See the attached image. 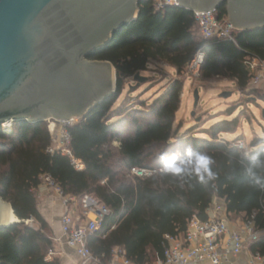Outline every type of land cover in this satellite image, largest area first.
<instances>
[{
	"label": "trees",
	"instance_id": "trees-1",
	"mask_svg": "<svg viewBox=\"0 0 264 264\" xmlns=\"http://www.w3.org/2000/svg\"><path fill=\"white\" fill-rule=\"evenodd\" d=\"M218 13L228 15L226 4ZM198 33L193 11L176 6L157 9L152 0H143L138 18L90 56L114 65L117 90L68 127L72 154L84 169H77L67 155L46 151L53 138L45 121H15L11 133L0 126L1 196L19 219L0 229L2 264H61L58 257L47 259L54 242L38 209L36 192L43 174H49L66 194L89 193L110 208L89 240L95 254L108 255L120 246L135 264H152L163 256L165 236L184 235L194 215L208 219L207 211L216 199L224 202L230 214H255L256 226L264 230V166L254 169L259 182L246 171L254 155L264 159V138L255 136L244 148L220 140L219 133L235 132L238 119L213 125L209 139L196 137L190 130L180 135L181 126H175L183 90L179 80L149 108L129 113L131 132L121 113L110 117L125 79L145 71L150 61L165 62L181 74L199 51L205 54L202 80L229 78L247 95L264 101V93L249 87L245 64L246 57L264 61V27L239 30L235 42L207 40ZM114 141H119L118 147L112 146ZM189 149L193 159L197 153L211 158V177L203 173L201 179L194 171L182 175L163 171L165 160L173 157L177 165L194 168V163H187ZM132 168L152 173L138 176L131 173ZM29 219L33 222L28 223ZM250 250L264 255V234Z\"/></svg>",
	"mask_w": 264,
	"mask_h": 264
},
{
	"label": "water",
	"instance_id": "water-1",
	"mask_svg": "<svg viewBox=\"0 0 264 264\" xmlns=\"http://www.w3.org/2000/svg\"><path fill=\"white\" fill-rule=\"evenodd\" d=\"M142 1L0 0V126L8 120L43 121L47 113L83 118L115 93L114 65L90 56L138 18ZM178 2L199 13L226 4L240 30L264 27V0ZM134 78L142 80L139 73ZM194 97L196 106L198 90ZM11 213L0 191V229L13 223Z\"/></svg>",
	"mask_w": 264,
	"mask_h": 264
},
{
	"label": "built area",
	"instance_id": "built-area-1",
	"mask_svg": "<svg viewBox=\"0 0 264 264\" xmlns=\"http://www.w3.org/2000/svg\"><path fill=\"white\" fill-rule=\"evenodd\" d=\"M152 2L157 9H163L166 6L179 7L180 4L178 0H152ZM193 13L201 37L207 40L235 42V34L240 29L228 15L219 16L218 9L202 13L193 10ZM204 59L205 54L199 51L188 63L195 74H199ZM245 64L250 76L248 85L250 88H257L264 82V61L257 57H246ZM72 125L73 123L65 124L63 133L55 136L53 143L46 151L50 154L59 152L67 155L76 168L81 170L84 165L73 156L71 151V135L68 127ZM12 129L13 124L9 132ZM2 130L7 132L5 127ZM235 146L244 148L245 144L238 141ZM131 173L144 176L151 174L152 171L132 168ZM40 184L52 190L67 207L61 219L62 232L66 236L68 246L83 258L84 264H135L120 246L114 247L108 255L104 251L95 254L89 246V240L96 235L106 216L111 213L107 205L89 193L80 197L66 194L49 174L41 175ZM71 204L77 206L81 214L76 215L70 207ZM220 210L221 207L214 202L207 211L208 219L201 220L194 215L189 220L184 235H166L167 244L164 247L163 256L157 258L152 264H235L242 253L250 250V245L264 234V230L256 226L255 214L239 219V224L231 228V214L227 212L224 215H217ZM27 222L32 223L33 220L29 219ZM54 254L55 252L50 250L47 259ZM249 254V264H264L263 254L252 251Z\"/></svg>",
	"mask_w": 264,
	"mask_h": 264
},
{
	"label": "rangeland",
	"instance_id": "rangeland-1",
	"mask_svg": "<svg viewBox=\"0 0 264 264\" xmlns=\"http://www.w3.org/2000/svg\"><path fill=\"white\" fill-rule=\"evenodd\" d=\"M198 35L201 37L199 33ZM139 74L142 80H135L134 77L125 79L122 94L110 112V117L121 113L120 117L126 120L130 132L133 126L128 118L129 113L136 108H149L157 97L164 95L170 89L175 80H179L183 83V90L181 105L176 113L175 126H181L180 135L190 130L196 137L209 139L208 130L213 125L226 120L238 119L235 132L219 133L220 140L231 141L235 146L238 141L247 144L255 136L264 138V101L256 95L254 97L257 99H254L241 91L234 80L215 77L204 81L200 78V72L195 74L189 65L179 74L174 67L162 61H150L147 69ZM256 89L264 93V82ZM196 90H198L199 98L195 106L194 93ZM224 92L230 95L224 97L222 96ZM81 120L82 117L61 119L47 113L43 121L54 139L55 136L63 133L62 129L65 124L75 125ZM112 120L115 119L112 118ZM3 124L1 128H4ZM12 131L13 129L6 133ZM119 144V141H114L112 146L118 147ZM245 216L241 214L237 217L243 219Z\"/></svg>",
	"mask_w": 264,
	"mask_h": 264
},
{
	"label": "crops",
	"instance_id": "crops-1",
	"mask_svg": "<svg viewBox=\"0 0 264 264\" xmlns=\"http://www.w3.org/2000/svg\"><path fill=\"white\" fill-rule=\"evenodd\" d=\"M38 197V209L51 231V238L54 242L53 251L55 254L50 258L58 257L61 264H84L83 258L67 244L66 236L62 232L61 219L67 209L63 201L59 199L52 190H49L42 184L36 188ZM215 203L221 207L217 215H224L227 213L224 202L216 199ZM76 215L81 214L77 206L70 205ZM239 215H230V227L233 228L239 224ZM250 250H245L235 264H249ZM49 259V260H50Z\"/></svg>",
	"mask_w": 264,
	"mask_h": 264
},
{
	"label": "clouds",
	"instance_id": "clouds-1",
	"mask_svg": "<svg viewBox=\"0 0 264 264\" xmlns=\"http://www.w3.org/2000/svg\"><path fill=\"white\" fill-rule=\"evenodd\" d=\"M188 151H189V160L187 161V163L188 164L194 163V168H187L185 166L177 165L175 163V157H173L172 159L165 160L163 171L165 173H171L174 175H182L194 171L196 173L201 174L200 176L201 179H204V176L202 175L203 173H207V175L211 177L212 173L209 171V167H208L212 162L211 158L208 157L206 154L197 153L195 154L193 159V154L191 153V150L189 149ZM262 166H264V159H262L261 156L257 154L252 157V162L246 171L257 182H259V177L256 176L254 169Z\"/></svg>",
	"mask_w": 264,
	"mask_h": 264
},
{
	"label": "bare ground",
	"instance_id": "bare-ground-1",
	"mask_svg": "<svg viewBox=\"0 0 264 264\" xmlns=\"http://www.w3.org/2000/svg\"><path fill=\"white\" fill-rule=\"evenodd\" d=\"M76 119V118H75ZM13 123L11 122V121H6L5 122V125H4V127L6 128V131L7 132H9V130H10V127H11V125H12ZM55 126V125H54ZM10 220H11V222H17V221H19V219L16 217V215L15 214H13V213H11L10 214Z\"/></svg>",
	"mask_w": 264,
	"mask_h": 264
}]
</instances>
